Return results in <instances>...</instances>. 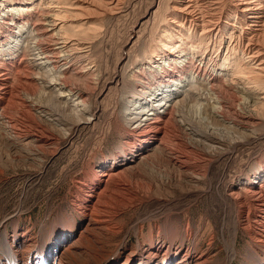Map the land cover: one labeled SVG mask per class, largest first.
I'll use <instances>...</instances> for the list:
<instances>
[{
  "label": "bare ground",
  "instance_id": "6f19581e",
  "mask_svg": "<svg viewBox=\"0 0 264 264\" xmlns=\"http://www.w3.org/2000/svg\"><path fill=\"white\" fill-rule=\"evenodd\" d=\"M41 1L0 0V12H2L0 15V125L4 126L5 130L8 129L9 134L6 138L10 144L14 148L21 149L26 159L33 163L43 161L45 153H48L55 144L57 145V138L48 128L35 123L36 119L34 121V117L28 114L32 113L31 102L27 98H22L21 92L27 93L28 89V92H33L29 86L37 79L44 87L56 93L55 98L71 104L72 112L77 117L86 113L88 109V97H86L88 88L86 92L81 87L77 89L79 85L74 87L72 83L74 80L69 81L71 74L69 78L67 76L73 67L68 60L79 54L66 52L64 54V46L58 51V47L51 49L46 45L50 33H54L56 29L51 16L40 13L38 7L43 4ZM164 1L158 0V9H161ZM171 1L172 5L167 7L171 11L166 12L162 18L165 22L160 31L162 40L170 41L176 38L179 42L183 41L186 47L192 44L205 45L206 48L209 45L214 47L220 45L219 50H221L223 41L228 38L231 42L229 41L230 45L228 44L225 54L223 50L221 54L217 53L219 60L213 62V67L211 66V71L208 73L203 66L194 65V54L191 56L189 49L181 47V52L178 53L181 56L171 58L174 57L175 43H169L172 45L170 46L162 40H157L159 46L153 47L152 54L154 57L163 55L166 58L165 64L154 69L132 72L135 85L129 88L132 107L127 117L129 116V122L140 121V124L129 132L128 142L121 148L123 164L116 162L118 156L113 159L111 165L103 166L101 174L95 170L89 171L84 179L76 182L72 197L75 210L82 220V226L72 224L64 229L62 225L64 230L59 233L60 229L53 230L47 236L42 235L38 238H35L31 231H19L17 226L11 234L8 231L0 233L2 236L0 264H212L210 257L205 253L194 255L196 244H192V247L187 249L184 248V242L176 246L178 229L171 225L168 217L163 225L151 227L150 252L140 248L143 245L140 241V233L143 232L144 227L139 223L133 226L140 242L136 247L127 251V247L125 249L123 244L125 241L115 243V238L124 231L122 214L135 199L139 189L135 186L136 181H133L134 174L150 169H162L165 165V171L169 175L176 174L177 181L183 180L192 186L196 185V191L203 193L202 185L207 179L208 171L203 164L208 157L200 148L207 147L205 149L209 152L232 156L239 152V147L253 144L258 138L254 136L257 117L260 115L259 110H256L259 104L258 98L254 92L236 87L234 83L236 78L246 76L254 78V74L264 76V0ZM124 3L125 0H73L72 5L78 13L81 15L84 13L91 20L95 16L113 12ZM4 8L7 10L3 11ZM60 35L62 34L59 30L51 37L59 40ZM22 39H27V47L29 46L28 49L30 48L29 51L31 50L33 56L32 59H27L34 60L37 67L46 72L47 80L41 79L43 76L33 79L32 75L30 76V66L26 63L27 60L20 47L23 45ZM56 42L55 44H61L63 41ZM163 47L168 55L157 52L158 48ZM175 48L180 47L176 45ZM60 59L64 63L60 64ZM217 66L220 67V71L216 70ZM19 71H24L20 72L22 76L19 75ZM147 71L150 72V78L146 77ZM16 72L20 76L18 80H24L21 82L20 92L17 88L16 90L13 88ZM87 74L77 72L72 77L78 75L83 80L86 79ZM190 79L191 83H188ZM36 83V86L40 84L38 81ZM192 84L194 86L191 87V93H194L192 92L194 89L199 92V94L194 93L199 95V98L203 99L204 96L203 100L200 99L202 103L199 104L197 101L198 112L202 114L205 111L204 117L201 118L199 115L198 125L200 123L204 127L202 129L180 120L184 116L178 108L184 101L176 100L180 92L178 89ZM50 98L54 99L52 95ZM18 102L24 104V112L18 114L24 116L26 113V117L38 128L37 130L31 129L25 132L16 128V120L12 114L14 109L13 111L11 109L12 105H17ZM37 107L44 111L43 103ZM52 122L56 125L61 124L58 119H53ZM179 123L183 126L179 130L187 131L192 139L186 141L184 135L174 134L173 143L176 141L177 147H171V143L167 142L171 139L168 138L170 128L173 126L174 129ZM2 152L0 151V157ZM210 164L211 161H208V166ZM2 172L0 168V173ZM112 179H115L113 183H111ZM241 179L235 182L237 185L228 193L231 204L226 203L225 206L226 216L221 232L226 243V262L230 264L236 256L234 242L241 229L247 233L252 242L250 246H253L246 256L249 261L247 263L264 264V161L259 162L255 172L252 171V174ZM151 187L149 186L148 189L151 190ZM228 209L235 211L229 215ZM7 220L1 223L0 231L5 228ZM227 232L231 242L225 240ZM161 233L163 238H160ZM194 236L193 231L187 228L186 238L184 237L182 241L194 242L196 238ZM35 239L37 241L32 246ZM254 249L260 251L261 255ZM218 262L216 260L215 264ZM219 264L225 263L221 261Z\"/></svg>",
  "mask_w": 264,
  "mask_h": 264
},
{
  "label": "rangeland",
  "instance_id": "374dc122",
  "mask_svg": "<svg viewBox=\"0 0 264 264\" xmlns=\"http://www.w3.org/2000/svg\"><path fill=\"white\" fill-rule=\"evenodd\" d=\"M41 2L43 4L38 7L40 13L50 15L55 24V32L60 30L62 34L60 35L61 40H57L51 37L55 32L50 33V37L47 39L49 44L46 45H49L51 49L58 47V51L62 50L64 46V54H79L68 60L70 64H73V67L67 76L69 78L71 74L69 78L71 82L77 79L72 82L74 87L79 85L76 87L77 89L81 87L85 91L88 88L86 90L88 109L86 113L77 117L72 112L71 104L65 103L63 99L55 98L56 93L50 88L44 87L43 83L37 79L33 81L35 84H29L30 90L33 92H28L29 89L27 93L21 92V97L27 98L31 102L32 113L28 114L34 117V121L36 119L35 123L48 128L57 138V145L50 148L48 153L43 156V161H37L38 163L27 160L21 149L14 148L6 138V135L9 134L8 129L5 130L4 126L0 125V151H3L0 157V168L3 170L0 173V226L5 219H8L5 228L0 233L8 231L11 234L17 226L19 231H31L35 238L42 235L47 236L53 230L60 229L59 233L72 224L76 226L81 224L82 226V220L79 219L80 215L75 210L72 197L76 182L84 179L89 171L95 170L101 174L103 166L111 165L113 159L118 156L115 159L116 162L120 165L123 164L121 148L125 147V143L128 142L129 132L135 128L134 126L140 124V121L129 122V116L127 117L129 109L132 107L129 88L135 85L132 72L154 69L165 64L166 58L163 55L154 57L152 51L159 46L158 41L162 40L160 31L161 26L165 23L162 18L166 12L171 11L167 7L172 5L171 0H165L163 7L158 9V0H125V3L113 12L98 15L89 20L90 18H87L88 16L84 13L81 15L77 12L72 5L73 0H42ZM4 10L6 11L7 8ZM1 14L2 12H0ZM54 39L57 41L56 43L63 41L62 45L55 44ZM26 41L27 39H22L23 45L20 47L27 60L26 63L30 66V76L32 75V79L43 76L41 79L47 80L46 72L37 67L34 60H28L33 56ZM162 41L165 44L175 43L173 49L176 51L171 50L174 54V57L171 58L181 56L178 54L181 52V47L189 49L188 52L191 53V56L194 54V65L203 66L208 73L211 71L213 62L219 60L218 54H221L222 50L225 54L227 46L231 42L227 38L219 50L220 45L216 47L209 45L206 48L205 45L192 44V46L186 47L183 41L179 42L176 38L170 41L163 39ZM176 45L180 48L176 49ZM163 49L164 47L158 48L157 52L168 55L167 50ZM62 54L63 52H61ZM62 63L64 61L60 62V64ZM216 70L220 71V67L217 66ZM24 71H19V73ZM72 72L73 74L83 72L88 77L85 75L86 79L83 78V80L78 75L72 77ZM147 73L146 77L150 78V72L147 71ZM17 75L14 74L16 78L13 88H15L14 90L17 88L20 92L23 79L18 80L20 76ZM254 75V78L247 76L236 78L234 83L236 87L254 92L258 98L259 104L256 110H259L260 115L257 117V124L254 128V134H256L254 136L258 138L254 140V143L239 147V152L232 156L209 152L208 149H205L207 147L200 148L208 157L207 160L211 161L209 166L207 160L203 164L208 168L207 179L203 181L204 185H202L203 193L196 191V185L192 186L183 180L177 181L176 174L169 175L165 171V165L162 169H150L134 174L132 178L137 184L133 185L138 186L139 189L135 194V199L122 214L124 231L115 238L116 244L125 241L123 244L125 249L127 247V251L136 247L140 242L133 226L139 223L144 227L143 232L140 233V241L143 244L140 248L149 251L152 245L149 234L151 227L163 225L168 217L171 225L178 229L179 237L176 246H180L184 242V248L187 249L192 247V244H196L194 255L205 253L210 257L212 264H215L216 260L229 264L226 262V243L221 232L226 216V203L227 205L231 204L228 193L237 185V183L235 184L237 180L241 178L243 180L248 174H252V171L255 172L259 162L264 161V76ZM37 81L40 84L36 86ZM189 82L191 83V79ZM192 86L194 85L178 89L180 92H178L179 96L176 100L183 99L184 101L178 108L184 116L180 120H185L202 129L204 127L200 123L198 125V121L199 115L201 118L205 116V111L202 113V110V114H200L197 106L202 103L204 96L203 99L199 98V95L194 94H199V92L194 89H192L194 93H191ZM50 95L54 99L50 98ZM19 102L17 105H12L11 109L12 111L14 109L12 114L16 120V128L25 132L31 131V129L37 130L38 128L26 117V113L24 116L18 114L24 112V104ZM42 103L45 106V112L37 107ZM16 111L17 113H15ZM43 115H46L47 118ZM53 119H58L61 124L56 125L55 122H52ZM87 121L88 123H86ZM181 127L183 126L180 123L176 124L177 130L175 131V128L173 129L171 126L168 138H171L170 141H172H167L171 143V147H177L176 141L173 143L174 134L184 135L187 140L181 137L186 141L192 139L187 131L179 130ZM114 181L115 179H112L111 183ZM149 186H152L151 190L148 189ZM234 211V209H228V214L232 215ZM62 225L64 229H62ZM187 228L192 230L193 235L196 236V238L194 236L195 243L189 240L182 241L184 237L186 238ZM236 237H238L234 242L236 256L230 264H248L246 256L250 247H253L250 246L252 242L247 233L241 229ZM160 238H163L162 233ZM1 240L0 234V245ZM225 240L231 242L228 232ZM36 241L37 239L33 240L32 246ZM144 241L146 243H143ZM112 250L114 249L112 248ZM254 251L256 250L254 249ZM256 252L261 255L260 251Z\"/></svg>",
  "mask_w": 264,
  "mask_h": 264
}]
</instances>
